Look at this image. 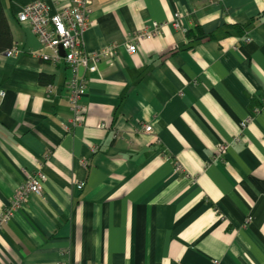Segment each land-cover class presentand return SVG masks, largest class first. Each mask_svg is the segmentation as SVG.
Instances as JSON below:
<instances>
[{
	"label": "crops",
	"instance_id": "obj_1",
	"mask_svg": "<svg viewBox=\"0 0 264 264\" xmlns=\"http://www.w3.org/2000/svg\"><path fill=\"white\" fill-rule=\"evenodd\" d=\"M32 1L70 0H1L20 53H0V213L46 181L0 227V264H264V0H93L85 48L116 49L93 73L42 58ZM176 13L217 38L190 47Z\"/></svg>",
	"mask_w": 264,
	"mask_h": 264
},
{
	"label": "built area",
	"instance_id": "obj_2",
	"mask_svg": "<svg viewBox=\"0 0 264 264\" xmlns=\"http://www.w3.org/2000/svg\"><path fill=\"white\" fill-rule=\"evenodd\" d=\"M92 3L93 0H70L68 3L63 4L57 12L52 13L47 3L32 1L21 9L18 19L20 22L30 23L43 47L53 51V56L42 54L44 60H51L53 63H57L64 57L67 65L75 73L79 68L93 73L98 69L99 60L115 56L116 49L114 46H109L101 51L90 52L85 48L83 36L89 27ZM179 21L180 15L176 13L173 25L187 31L185 27L181 26ZM165 25H167L166 21H155L152 27L137 33L134 36V40L127 44L128 51L131 53L135 52L140 40L152 39L161 35ZM61 49H64V55ZM18 52V48L14 45L3 53L6 56H12ZM68 90L72 105L78 113L84 108L80 103V99L86 93L85 79L81 81L74 79L71 84H68ZM4 94L3 91H0L1 96H4ZM243 126H245V123H243ZM151 129L150 125L145 126V131H151ZM227 147L228 145L224 143L219 145V154L226 152ZM176 170L181 171V165H177ZM45 181L46 175L41 170L30 174L18 187L10 205L6 206L0 213V226L9 222L16 209L26 203L31 195H41ZM83 186L84 182L78 184L79 189Z\"/></svg>",
	"mask_w": 264,
	"mask_h": 264
},
{
	"label": "trees",
	"instance_id": "obj_3",
	"mask_svg": "<svg viewBox=\"0 0 264 264\" xmlns=\"http://www.w3.org/2000/svg\"><path fill=\"white\" fill-rule=\"evenodd\" d=\"M246 26L247 24L244 25L233 24V25H226L225 27L229 29L228 33L234 30L240 35H242L244 34ZM217 36H218V30L212 32H205L196 21H193L192 27L186 31V37L189 41L190 47L194 46L195 43L200 41L214 40L217 38ZM13 45H14V41H13L11 29L7 17L5 15L2 2L0 0V53H3L6 50L12 48ZM175 52L176 50H172L170 51V54H173ZM42 80H44V77H42L41 81Z\"/></svg>",
	"mask_w": 264,
	"mask_h": 264
},
{
	"label": "rangeland",
	"instance_id": "obj_4",
	"mask_svg": "<svg viewBox=\"0 0 264 264\" xmlns=\"http://www.w3.org/2000/svg\"><path fill=\"white\" fill-rule=\"evenodd\" d=\"M15 46L18 48L19 52H18L17 54L15 53L14 55H12V56H7V57H15V56H17V55L20 53V49H19V47H18L17 45H15ZM33 173H35V172H33ZM33 173H31V174H33ZM25 180H26V179H25ZM41 195H42V194H41ZM41 195H37V196H41ZM24 204H25V203H24ZM22 206H23V205H22ZM22 206H21V207H22ZM21 207H20V208H21ZM5 208H6V207H5ZM5 208H4V209H5ZM4 209H3V210H4ZM18 209H19V208H17L16 210H18ZM3 210H2V211H3ZM12 217H13V215H12ZM12 217H11V219H12ZM6 223H8V222H6ZM4 224H5V223H4ZM4 224H3V225H4ZM1 226H2V225H1ZM1 226H0V227H1Z\"/></svg>",
	"mask_w": 264,
	"mask_h": 264
},
{
	"label": "water",
	"instance_id": "obj_5",
	"mask_svg": "<svg viewBox=\"0 0 264 264\" xmlns=\"http://www.w3.org/2000/svg\"><path fill=\"white\" fill-rule=\"evenodd\" d=\"M61 52H62V53H65L64 49H61Z\"/></svg>",
	"mask_w": 264,
	"mask_h": 264
}]
</instances>
